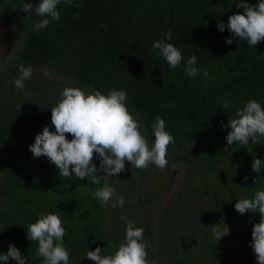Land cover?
Segmentation results:
<instances>
[{
  "label": "trees",
  "instance_id": "obj_1",
  "mask_svg": "<svg viewBox=\"0 0 264 264\" xmlns=\"http://www.w3.org/2000/svg\"><path fill=\"white\" fill-rule=\"evenodd\" d=\"M25 2L9 1L30 27L23 31L8 69L0 71V226L6 228L0 234V251L6 252L14 243L28 257L27 264H42L43 258L37 255L38 242L27 239L26 228L42 213L59 212L68 221L64 243L72 264H96L84 258L88 250L108 245L105 254H112L124 242L125 231L120 230L115 216L120 209L123 213L137 212L134 221L145 230L150 264H198L189 257L188 247V256H183L172 241L173 234H177L173 222L181 221L185 237L191 235V228L192 235L200 236L202 231L190 214L196 210V198L213 192L217 200L207 194L205 217H213L211 213L223 217L230 234L220 241L213 238L210 243L197 242L202 254L199 264H258L249 242L260 215H241L233 205L264 189V172L257 174L252 169L254 158L264 159V137L248 145H228L226 150V136L231 129L222 126L248 100L264 104V41L251 48L246 41L234 38L228 45L225 38L231 33L217 28L219 21L227 23L230 15L243 11L236 5L238 0H73L59 5V22L52 21L39 32L34 25L43 18L23 10ZM257 2L249 0L252 5ZM169 28L174 30L171 42L182 49L185 57L198 55L201 73L197 77H188L183 64L173 70L163 57H157L158 50L152 44ZM21 64L31 65L34 72L26 86L17 89L14 80L20 75ZM48 66L53 68L60 88L67 84L105 93L125 89L131 109L140 113L147 127L150 142L154 141L151 124L157 115L171 129L175 144L169 146L165 169L155 165L137 169L126 162V170L108 181L125 198L123 208L106 209L93 197L92 193L103 187V179L97 185L87 178H62L47 157L36 158L29 150L35 136L51 124V108L60 99L61 90L56 92L49 81L45 84ZM204 69L209 72L207 82L202 75ZM21 96L31 99V106ZM44 99L49 100L48 107L34 105ZM225 99L232 105L226 113L222 111ZM170 155L175 156L172 161ZM177 159L189 165L193 162L196 170H202L204 185L195 187L192 175L194 178L187 181L171 206H157L145 186L155 178L174 177L171 169ZM95 162L99 166V161ZM193 171L191 168L189 173ZM185 189L191 196L182 195ZM140 196L144 205H156L151 213L163 208L159 229L154 232L139 205ZM189 199L185 205L183 200ZM207 232L204 238L209 239ZM9 264L17 262L11 260Z\"/></svg>",
  "mask_w": 264,
  "mask_h": 264
},
{
  "label": "clouds",
  "instance_id": "obj_2",
  "mask_svg": "<svg viewBox=\"0 0 264 264\" xmlns=\"http://www.w3.org/2000/svg\"><path fill=\"white\" fill-rule=\"evenodd\" d=\"M62 2L71 4L73 0H38L36 3L27 0L23 10L28 14L34 12L43 18L34 25V30L39 32L52 21L61 20L59 5ZM236 5L243 11L230 15L227 23L219 21L218 31L224 32L227 29L231 33L225 38L228 45L233 44L234 38H238L255 48L259 42L264 41V0H258L255 5L250 4L249 0H238ZM173 31L169 28L161 33L152 47L158 50L157 57H163L171 69L175 70L183 64L186 75L195 78L201 73L198 55L191 53L185 57L182 49L171 42ZM0 71H3L2 67ZM33 72L31 65L21 64L20 75L14 80V86L17 89L24 88ZM202 75L207 82L208 70L204 69ZM55 80L57 84H54L58 85L60 81L56 77ZM128 100V93L123 88L109 89L105 93L99 89L93 91L77 86L65 87L60 91L58 103L51 108V124L45 126L35 136L34 143L29 145L33 156L47 157L55 164L62 178H87L97 185L103 179V187L97 188L92 195L106 209L123 208L126 203L125 198L118 195L117 187L108 183L112 176H118L126 170V162L137 169L155 165L163 170L169 164V146L175 144L171 129L159 115L151 124L154 141L150 142L140 113L131 109ZM231 107L230 101L225 99L222 111L226 113ZM222 126L231 129L226 136V150L228 145L234 143H256L259 137H264V104L257 99L248 100L236 112L235 117ZM67 134H71L72 138L69 139ZM96 160L99 161V166ZM252 169L257 174H262L264 159L254 158ZM234 207L241 215L248 212L259 213L260 220L253 226L249 243L258 264H264V189L254 191L252 198L238 199ZM121 220L126 224V229L124 242L117 250L112 254H105L108 245L105 249L97 246L95 250H88L84 258L91 259L96 264H150L144 228L138 227L127 215L122 216ZM67 223V219L62 218L59 212H47L40 214L26 228L27 239L38 242L37 255L43 258L42 264H72L70 250L64 243ZM210 228L217 241L230 234V227L226 223L223 226L216 223ZM4 231L6 228L0 226V234ZM11 260H15L17 264H27L28 257L14 243H10L6 252L0 251V264H9Z\"/></svg>",
  "mask_w": 264,
  "mask_h": 264
},
{
  "label": "rangeland",
  "instance_id": "obj_3",
  "mask_svg": "<svg viewBox=\"0 0 264 264\" xmlns=\"http://www.w3.org/2000/svg\"><path fill=\"white\" fill-rule=\"evenodd\" d=\"M10 0H0V15L6 20V22H8V24L13 25L14 28L17 27L19 29L22 30V32H26L28 31L29 27L26 23H24L21 19L20 16L18 15L17 11H14L11 7V4L9 3ZM25 17V16H23ZM10 19V20H9ZM10 21V23H9ZM18 25V26H17ZM48 68V67H47ZM47 68L44 71V75L45 77H47V81L45 82V84H47V82L49 81L50 83H53V87L56 89V92H59L60 90L64 89L65 87H68L67 84L63 85L62 88H60L58 85H56V81H55V74L53 72V76H49V72L47 71ZM56 83V84H54ZM69 86H73V85H69ZM59 90V91H58ZM21 98L23 99L24 103H28L29 106H31L32 102L31 99H26L24 96H21ZM39 102H35L34 105H42L45 107L49 106V100L44 99V100H38ZM171 161L175 158L174 155H170ZM178 160V159H177ZM194 163L192 162L191 165L187 164L186 162H183L181 159H179L178 161H176L174 164H172V167L174 169L171 173H173L174 177H170V175L168 176V178H155L154 180L149 181L146 186L145 189L148 192H151V194H157L158 195V202L160 204H162L163 207H167V206H171L173 199L178 196V194H180L179 192H181V190H183V187H186V183L187 181L192 178L193 176L195 177V179L193 180V185L195 187H203L204 185V178L202 177V175L200 174V172L202 170H196L194 167L195 165H193ZM199 165V163L197 164ZM191 168L194 170L193 174H190L189 171L191 170ZM199 168V167H198ZM178 173V175L175 176V174ZM193 175V176H192ZM218 174L215 173L214 177H217ZM193 177V178H194ZM212 178L213 180H216L215 178ZM155 181V182H154ZM175 182L173 184V186L170 187V183L171 182ZM172 182V183H173ZM168 187V189H167ZM166 190V191H165ZM188 189H185L183 192V196H191L188 195V192H186ZM212 189H210L209 191H211ZM201 191V190H199ZM156 192V193H153ZM209 195V198H213L214 200L216 199V193L213 192H208V193H203L199 198H196V203L194 204L195 207V211L192 212L190 215L192 216V219L196 221L198 228L200 229L201 235H192V231L194 228L190 229L191 235H188V237H185V230L183 228H180V224L179 222L181 221H174V228H173V232L177 233V234H173L172 236V241L175 242V244L179 247L180 249V254L181 255H185L188 256L187 254V247L188 250L191 252V254H189V257L192 256V258L194 259L195 262H197L199 264V260L202 257V254L198 251V247H197V242L200 241H204L205 243H210L213 241V236L211 234V228L210 226H212L213 224L216 223H220L222 226L224 225V223L226 222V220L223 219V217H214V213H211L213 215L210 216L208 218L205 217V212L206 210V206L208 205V198L207 196ZM206 195V196H205ZM211 196V197H210ZM136 197H138V195H136ZM141 197V196H140ZM139 197V198H140ZM142 200L144 201V198L141 197ZM139 200V199H138ZM188 202H190L189 200H183V203L186 205ZM233 203V201H231ZM148 206V205H147ZM155 204H153L152 208H155ZM178 206H181L180 203L178 204ZM234 206V205H233ZM181 208V207H180ZM204 210V211H203ZM158 211V209H157ZM177 212H180L181 210L179 208L176 209ZM137 214L136 211L134 210H125V213L121 212L120 209H118L115 213V216H117L118 218V227L120 228L121 231H125L126 229V224L121 220V217L124 215H127L130 219L134 220V216ZM132 217V218H131ZM207 220L209 221L210 224H207ZM229 224V223H228ZM187 227H185L186 229ZM176 229V230H175ZM182 229V230H180ZM189 229V228H188ZM209 231V232H207ZM207 232L206 235L209 236V239L204 238L205 237V233ZM237 246V245H236ZM236 250H239V248H236Z\"/></svg>",
  "mask_w": 264,
  "mask_h": 264
},
{
  "label": "water",
  "instance_id": "obj_4",
  "mask_svg": "<svg viewBox=\"0 0 264 264\" xmlns=\"http://www.w3.org/2000/svg\"><path fill=\"white\" fill-rule=\"evenodd\" d=\"M23 37L20 29H15L13 25L7 24L6 20L0 15V67L8 69L11 63V56L17 45ZM50 76H53V68H47ZM140 207L144 210V214L148 217V226L151 231H156L155 216L151 214V208L143 204L142 198L138 200ZM157 262V259H156Z\"/></svg>",
  "mask_w": 264,
  "mask_h": 264
},
{
  "label": "flooded vegetation",
  "instance_id": "obj_5",
  "mask_svg": "<svg viewBox=\"0 0 264 264\" xmlns=\"http://www.w3.org/2000/svg\"><path fill=\"white\" fill-rule=\"evenodd\" d=\"M151 193V192H150ZM153 193H156V192H153ZM152 196L154 197V199H156V202H157V206L160 204L159 202H158V200H157V198H158V195L157 194H152ZM151 208V212H152V210L154 211V210H156V209H154V208H152V207H150ZM162 212H163V208L162 207H159L158 208V211H156L155 213H151L153 216H155V225H156V227H157V229H159V226H160V217L162 216Z\"/></svg>",
  "mask_w": 264,
  "mask_h": 264
}]
</instances>
